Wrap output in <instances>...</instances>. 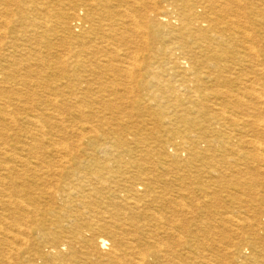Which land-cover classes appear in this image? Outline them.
<instances>
[{
    "label": "bare ground",
    "instance_id": "1",
    "mask_svg": "<svg viewBox=\"0 0 264 264\" xmlns=\"http://www.w3.org/2000/svg\"><path fill=\"white\" fill-rule=\"evenodd\" d=\"M249 1L0 0V38L3 35H15V38L29 35L35 45L39 47L41 43L46 50L42 52L41 48H32L27 51L25 48L21 55L12 50L1 54L0 122L5 125L8 118L16 121L13 118L21 110L15 102L28 95L35 98V94L19 92L9 86H27L39 80L44 82L39 78V69L55 67L57 75L53 80L59 85L51 104L56 105L59 111L68 104L81 108L87 100L102 107L107 103L112 108L119 106L124 98L127 100V95H132L131 90L152 91L151 97L159 105L151 115L159 123L157 130L163 135L177 133L173 126L162 124L164 119H169L180 123L183 132H198L203 140H206V133H211L213 139L231 145L232 140H227V134L217 130L219 122L233 120L227 109L235 108L254 114L252 119L255 120L249 121L251 129L242 134L248 136L251 133L250 136L264 138V84L258 83L264 80V51L258 49L260 45L256 42L259 40L249 32ZM173 3H177V8L179 6L174 17L178 21V29L171 24L173 19L167 10ZM199 9L201 14H198ZM29 11L43 14L41 21L32 18L34 14L31 17ZM254 17L255 25L264 27V14L256 13ZM74 21L80 22L79 33L73 31ZM204 23L207 24L206 29L203 28ZM170 33L179 37L178 44L183 46L179 47L183 50L180 59L186 60L188 66L184 67L177 61V48L168 47L160 51L151 48L147 53L140 50L139 40L144 35L147 34V41L152 44ZM10 48L16 49L17 46ZM236 57L257 63L254 73L258 78L249 80L242 93L239 85L243 81L228 75L234 69L231 60ZM160 59L166 61L162 63ZM203 68L211 72V77L201 74ZM176 78L180 79L174 83H178V93L189 95L187 104L190 107L179 105L180 99L175 98L179 99L176 104L181 110L171 115L172 106L168 102L177 96L176 86H173ZM63 81H66L65 87L61 86ZM94 86L99 89L97 94L90 92ZM234 87L239 88L237 93L231 92ZM64 88L69 91L65 92ZM119 88L123 95H117ZM104 91L111 93L107 95ZM141 101L138 97L134 104L139 106ZM210 103L212 109L209 111ZM14 107V111L10 110ZM100 112H92L90 117L99 116ZM79 114L85 119L86 114ZM211 120H215L216 125ZM115 121L107 122L108 126L114 125ZM34 122L38 121L34 119ZM79 123V130H73L72 134H92L96 130L92 125L86 127V123ZM4 125L0 132L5 130ZM65 128L62 130L67 132ZM182 140L173 148L175 163L181 160L180 151L191 160L200 156L206 161V153L216 150L211 140ZM89 142L92 143L93 155H111L112 148L118 149L114 158L117 167L107 163L84 166L81 158H84L86 150L80 151L83 155L74 156L77 150L68 148L67 143L55 145L56 150L52 152L55 160L51 161H46L42 152L35 162L26 159L9 162L0 157V246L7 248L5 256L0 254L3 257L0 264H225L223 258L218 259V252L215 257L211 256L212 259H207L203 252L205 248L199 244V236L213 232L227 241V219H223L221 226L213 225V229L209 226L203 227L209 230H199V226L187 229L183 218L199 209L190 206L185 200L187 197L181 196L177 203L167 197L169 182L161 179L168 174L166 167H162L165 175H155L159 170L149 157V150L137 152L129 149L122 134L111 138L107 145L95 139H89ZM240 142L243 144L241 139ZM246 143L253 146L263 161L264 142L249 140ZM235 149H227L224 145L217 151H245L243 148ZM28 153L37 155L32 150ZM159 156V159L166 160L163 155ZM221 178L224 177L218 179ZM158 183H161L160 187H157ZM254 226L261 231L257 239L264 242V224L258 220ZM188 235H192L191 242L186 239ZM202 239L206 240V237ZM211 242L216 246L214 238ZM260 248V254L264 255V243L257 249ZM227 249L223 247L217 251L224 253ZM255 252L260 255L259 251Z\"/></svg>",
    "mask_w": 264,
    "mask_h": 264
},
{
    "label": "rangeland",
    "instance_id": "2",
    "mask_svg": "<svg viewBox=\"0 0 264 264\" xmlns=\"http://www.w3.org/2000/svg\"><path fill=\"white\" fill-rule=\"evenodd\" d=\"M171 6L172 7L167 9L170 13L169 16H172L171 18L173 19L171 21V24L175 29H178V21H176V18L174 17H176L178 11L177 9L179 8V6L177 8V3H173ZM256 6L257 9L255 8ZM201 13L202 11L199 9L198 14ZM256 13L257 15L259 13L264 14V0L249 1V32H252L251 36H253V38H255L257 41L259 40L258 43L256 42V44L260 45L258 46V49L260 51H264V31L262 30L264 27L255 25L254 14ZM29 14L31 15V17L34 14V17L32 18H36L37 21H41V18L43 17V14H32L31 11H29ZM77 22L79 21H74L72 23V28L75 33H79L80 22ZM203 25V28L206 29L207 24L204 23ZM52 27L53 30H56L54 23L52 24ZM3 36L0 38V58L1 54H3V52H6L7 50H12V52L16 51V54L18 55H21L22 53L24 54L25 52H23V50L25 48V50L27 51L32 48H41L40 50L42 52L46 51L42 47L41 43L39 44V47L35 45V42L30 39L29 35H22L16 38L15 35ZM147 38L148 37L146 34L141 40H139L141 41L140 50L142 52L144 51L143 53L149 52L151 48L160 51L161 49L174 47L178 49L177 55L175 56H178L177 61L184 67L188 66V63L185 62L186 60L180 59L182 57V55L180 56V53H182L183 50L179 47L183 46L178 44L180 40L179 37L171 35L170 33L165 37H161L159 40L155 41L152 44L150 40L147 41ZM11 46H17V48H10ZM18 47H20L19 50ZM160 60H162V63L166 61L163 59ZM254 62L255 61L253 60L251 61L249 59L248 61V59H244L242 57H236L235 59L231 60L232 69H234L230 71L231 74L228 73V75L231 77L233 76L234 78H240L243 81V84L241 85L240 83L239 85V88L241 90L239 92L241 93L247 89L249 80H253L257 77L254 73V65H256L257 63ZM54 68L39 69L41 72L39 73L41 76L39 78H42L44 82H41L40 80L39 82L32 81L30 82L31 85L28 84L30 85L29 87H27L28 85L26 86V84H20L18 87L14 84L17 88L14 85L9 86L11 89L17 90L19 92H26V94L33 95L35 94V98H33L32 95H28V97L25 96L24 100L22 99V101L15 102V105L19 106L21 110L20 114L15 115V117L13 118L16 121H13L12 118H8L5 125L0 122V128L2 127V125L5 126V130L0 132V152L3 154L0 156L1 158L9 160V162L10 160L17 161L19 159H26L28 161L35 162L36 158L39 157L38 155L45 153L46 161H51L55 160V156L52 153L56 150L55 145H66L65 143H67L68 148L77 150L78 153H75V151L74 156H79L78 154L83 155L84 153H80V151L86 150L85 154L83 155L84 158H81V160L84 159V166H86V164L89 165L93 163H100L101 165L107 163L111 167L116 168L117 164L114 158L117 154L118 149L112 148L109 152L111 153V155H93V149L91 147L92 143L89 142V139H95L98 140L99 143L107 145L111 141V138L117 137V135L122 134L123 142L129 149L133 151L136 150L137 152L145 149L150 151L149 157L157 164L159 170L155 173V175H158L160 177L165 175L162 167H166V172L168 174L166 175V178L162 177L161 179L169 182L167 184L166 190L168 192L167 197L171 201L177 203L180 200L181 196H184V198L187 197L185 198V200L190 206L194 205L199 209L198 211H196V213L189 214L187 215V217L183 218L184 222L187 224V229H196L195 227L199 226V230H209V228L213 229L212 227L214 226L217 227L223 225V219L228 220L229 224L226 225V231L228 233L226 236L228 237L227 241L223 240V237L221 235H215L213 234V232H207V234H201L199 236V244L203 246V248H205L203 252L206 254L205 256L207 257V259H212L213 257L211 256L215 257L218 252V254L220 255L218 256V259L223 258V262L225 264H264V255L260 254L262 249H257L258 246L263 245L264 243L260 241V239H257L258 236H261V231L257 230V228H255L256 226L253 227V224L256 225L258 220L259 222L261 221L264 224V159L263 161H261V158L256 155V152H254L253 146L251 144L249 146V143H246L249 142V140L250 142L253 140L264 142V138L254 137L253 135L250 136L251 133H249L248 136H244L245 134H242V132H249V130L251 129V127L249 126V121L255 120L252 119V116L254 114H252L251 112H243L241 109L239 110L235 108H228V115L231 116L233 120L219 122V120L217 119V122L220 123L217 131H222L223 134H227V140H232L230 142V145L229 142L228 144H224L220 140H215V138L213 139L214 135L211 133H206V140H203L202 135L200 136L198 132H183V127L180 123L169 119H164L162 121V124L169 127L173 126L177 133L167 136L159 133L156 127L159 123H157L151 115L152 112L158 110L159 105L158 101H155L151 97L152 91H141L135 89L131 90L132 95H127L128 101L126 100V98H124L123 102H121V104L119 103V106H115L112 108H110L107 103H105V106L102 107V105H99L97 103L93 105L94 103L92 102V100H87L82 104L81 108H77L68 104V106H65L63 110H60V112L56 105L51 104V99H53L54 95L57 93V85H59V83L57 84L56 81L53 80V77L57 75ZM200 72H202L201 74L203 76L208 77L211 73L204 68L201 69ZM21 73H23V71H21ZM47 80H49V82ZM179 80V78L173 80V86H176L175 92H177V96H175L173 99L179 98L181 101L179 99H175L168 102L169 105L172 106L170 109L171 115L175 111L180 112L181 107H177L179 105H186L190 107V105L187 104V102H189L187 101L189 95L185 94L186 96H182L180 92L178 93V83L176 85L174 84ZM45 81H47L46 84ZM51 81L54 82L51 83ZM65 83L66 81H63V83H61V86L65 87ZM258 83L264 84V80H260ZM234 88L231 89V92L237 93L239 88ZM64 91L68 92L69 90L67 88H64ZM90 92L91 94H97L96 92H99V89L97 88V86H94L91 88ZM116 92L118 93L117 95H123V90L121 88H119ZM104 93L109 95L111 92L104 91ZM39 97L41 98L37 100ZM138 97L142 99V101L139 103V106L134 104ZM112 99L113 97H111V100ZM176 100H179V105L176 104ZM31 102H33V104ZM211 106V103L208 104L209 111L210 109H212ZM106 107L107 109H105ZM15 108L16 107H14V109L11 108L10 110L14 111ZM24 109L27 110L24 111ZM29 110H31V112ZM100 111L103 113H101ZM79 112H83L84 114H86L85 119L80 117ZM92 112H100L101 115L91 118L90 116L92 115ZM41 113H43L42 116ZM249 117H251V119H249ZM34 119L38 122H34ZM113 120L117 121H115L114 125L111 124L108 126L107 122L113 123ZM211 121V123H215L216 125L215 120ZM79 122L86 123V127L93 126L96 128V130L92 134L88 132H85V134L83 135L77 134L75 132V134H72L73 130H79L78 128L81 126ZM105 123H107V125H105ZM118 125H120V127H118ZM204 125H206V123ZM32 126L33 129H31ZM71 126L73 127L72 129ZM44 127H46L48 130L46 131V128ZM39 128L40 131H38ZM64 128L67 130V132L62 130ZM154 129L156 131H154ZM30 130L33 131L31 132ZM36 137H39V139ZM187 137L191 140L187 139ZM258 138L262 141H260ZM182 139H186V141L196 142L200 140L206 142L207 140H211L214 148L216 147V150L206 153L205 156L208 158L206 161L203 160L200 156L195 158V160H191L187 154L183 153V151H180L181 160L179 161V163H175L176 160L174 158L175 153L173 148H176L175 146L180 145L183 142ZM240 139L243 144L240 142ZM52 145H54V147ZM204 145L205 144H201L200 146ZM224 145L227 149L236 148L235 150H238L243 148L245 149V151L241 153L217 151L220 150L221 146L223 147ZM28 150L34 151L37 155H30L28 153ZM154 152L158 153L154 154ZM159 154L163 155L162 158H166V160L159 159ZM262 154L264 155V153ZM14 164L18 163L14 162ZM219 177H224L225 180L224 178L218 179ZM160 185L161 183H158L157 187H160ZM205 226H209V228H203ZM191 236L192 235H188L186 237L189 242L192 241ZM203 236L206 237V240L202 239ZM211 238L215 239L214 243L217 247L212 244L213 242H211ZM255 241L256 243H258L257 245H255ZM213 247H216V249H213ZM223 247L229 248L224 252L225 254L219 252V250H221ZM0 248V254L4 255V253L7 252L6 246L2 245L0 246ZM217 249L219 250L217 251ZM240 251L242 252L240 253ZM255 251H259L260 255H258V253ZM238 257L239 259H237ZM2 260L3 257H0V263H2Z\"/></svg>",
    "mask_w": 264,
    "mask_h": 264
}]
</instances>
